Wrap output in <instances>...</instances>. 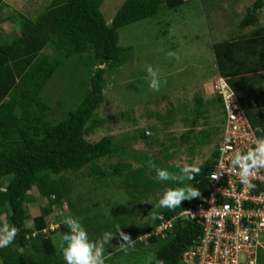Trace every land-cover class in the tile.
Returning a JSON list of instances; mask_svg holds the SVG:
<instances>
[{"label": "trees", "instance_id": "16d2710c", "mask_svg": "<svg viewBox=\"0 0 264 264\" xmlns=\"http://www.w3.org/2000/svg\"><path fill=\"white\" fill-rule=\"evenodd\" d=\"M184 1L124 0L107 23L100 10L103 0H50L35 18L0 0V23L10 21L18 27L17 33L9 39H3L0 33V188L7 189L0 191V217L4 216L10 228L20 230L8 247L0 248V264H66L61 243L62 236L69 229L63 221L75 217L62 209L70 190L65 173L89 167L90 175L96 179L107 175L123 176L129 188L140 186L143 178L153 180L156 177L154 171L147 172L148 168L154 169L151 163L132 158L140 164L134 170L128 161L118 158V151L123 146L117 147L111 136L104 135L96 141H89L86 136L105 121L94 114L104 101L109 76L132 57V46L118 44V30L154 17L162 8H172ZM263 6L264 0H253L240 19L239 27L255 26ZM9 7L11 9L6 10ZM212 52L216 74L226 78L254 132L261 137L264 133L256 129L264 128V24L213 43ZM74 55L93 70L84 82L86 88L77 105L64 109L63 104L65 114L53 119L48 116L50 105L42 97V91L62 61ZM216 97L221 103L217 94ZM198 101L197 98L196 116L202 112L201 101ZM196 120L197 117L193 119L194 125ZM189 133H183L181 140H188ZM140 134L146 136L145 130ZM171 156L166 153L163 158L168 160ZM111 157L116 161L109 164L108 170L97 163ZM215 157L216 148L197 165L201 170L199 175L195 180H185V186L184 181L162 182L169 188L190 186L202 195ZM162 162L156 163V169H165L174 176L181 174L182 166L177 168L176 164ZM171 165L174 169L170 168ZM129 177L133 182L128 181ZM31 190L35 195L29 193ZM37 197L46 202L39 207V213L31 218L32 225L28 226L25 223L29 218L26 206ZM199 198L184 200L175 210L156 209L153 222L146 224L142 232L145 234L158 224V215L165 218L176 216L186 207L193 206ZM69 207L73 208L72 203ZM56 208L61 209L62 214L56 215L57 226L51 229L46 217ZM85 210L87 213L88 209ZM75 219L86 231L90 227L98 234L110 232L109 222L96 226L98 219L95 216ZM122 223L120 228L123 229L126 222L123 220ZM3 224L0 222V226ZM131 231L132 236H129L135 241L134 247L129 248L127 254L116 250L114 264H120L116 260L120 257H127L126 264H160L161 261L163 264H184L181 253L201 234L199 225L186 218L173 220L164 238L152 235L144 241L137 238L138 233ZM152 245L156 247L152 248ZM152 249V258L144 262L141 255ZM108 250L113 249L107 244L104 254ZM258 262L264 264V254H259Z\"/></svg>", "mask_w": 264, "mask_h": 264}, {"label": "rangeland", "instance_id": "374dc122", "mask_svg": "<svg viewBox=\"0 0 264 264\" xmlns=\"http://www.w3.org/2000/svg\"><path fill=\"white\" fill-rule=\"evenodd\" d=\"M5 1L9 6L35 18L50 0ZM123 1L103 0L100 10L107 23ZM252 1L186 0L175 7L162 8L154 17L121 27L118 30V44L122 47L132 46V57L109 76L104 101L94 114L105 121L95 127L86 138L89 141H96L104 135L111 136L117 147L123 146L118 151V158L123 160L134 158L142 163L149 162L154 169L148 168V173L151 171L156 173V163H163L162 160L166 164L178 165H174L177 168L185 164L197 166L206 160L215 149L222 132L221 106L217 103L210 106L209 92L204 98L201 94V88L208 86L210 92L214 93L212 84L217 74L212 44L246 33L257 25H263L260 22L246 28L238 25ZM225 4L228 6L224 7ZM260 16H264V6ZM170 29H174L171 36ZM17 31L15 23L10 21L0 23L3 39H9ZM169 52L177 53L179 60L170 57ZM149 65L158 71L161 82L159 91L150 87V77L146 71ZM92 70L80 62L78 55L62 61L42 91V97L50 105L49 117L53 119L63 117L65 114L63 104L64 109H71L77 105L86 88L84 82L88 80ZM195 94L198 100L202 99L201 109L208 108L207 117L205 116L206 120L197 118L198 126L193 134L189 135L188 140L180 141L179 136L183 131L181 126L192 125L191 110L196 107L192 98ZM181 101L184 102L183 105L180 104ZM169 109L172 113L168 111ZM186 110L191 114L190 119L187 117L189 114L184 115ZM148 114L151 116L148 117ZM166 123L173 125L164 129ZM200 127H203L204 132L200 131ZM145 129L149 133L142 136L140 132ZM166 153L172 155L169 160L163 158ZM134 159L130 162V167L135 170L140 164L133 162ZM115 161L116 158L111 157L98 160L97 163L108 170L109 164ZM170 168L174 169L172 165ZM171 171L174 172L172 169ZM65 177L68 179L70 190L65 196L67 200L62 203L64 213L69 211L79 219L95 216L96 220L98 219L96 226L102 222H109L110 232L113 233L116 232L117 225L122 227L124 220L126 224L122 231L132 236L133 230L139 234L136 237L142 238L141 240H144L142 232L144 226L153 222L158 209L155 208V204L160 195L169 189V185L156 178L153 180L143 178V183L137 188L126 186L123 176L107 175L96 179L90 175L89 167L74 173L67 172ZM128 181L133 182V179L129 177ZM183 185L185 186V180ZM29 193L35 195L33 190ZM45 202V199L37 197L33 203L26 206L29 214L26 225H32L31 218L39 213V207ZM69 203H72V209H69ZM85 208L88 209L87 213ZM59 214H62V210L56 208L46 217L48 227L57 224L55 218ZM0 222L2 224L5 222L4 216L0 217ZM87 233L89 240L93 242L101 239L103 235L92 231L90 227ZM121 242L117 233L108 244L109 248L117 249ZM154 247L156 246L152 245V248ZM153 253L154 249L147 250L141 255V259L146 262L152 258ZM126 258H118L119 263L126 264L128 262Z\"/></svg>", "mask_w": 264, "mask_h": 264}, {"label": "built area", "instance_id": "2783aa9c", "mask_svg": "<svg viewBox=\"0 0 264 264\" xmlns=\"http://www.w3.org/2000/svg\"><path fill=\"white\" fill-rule=\"evenodd\" d=\"M212 87L221 99L224 114L206 191L176 216L158 215L160 221L144 234V239L152 235L164 238L173 220L186 218L199 225L201 234L181 253L182 263L259 264V254H264L260 246L264 245V169L250 178L254 187L248 188L241 183L238 170L231 169L229 160L236 151L253 148L259 136L226 78L215 76Z\"/></svg>", "mask_w": 264, "mask_h": 264}, {"label": "clouds", "instance_id": "9594fccd", "mask_svg": "<svg viewBox=\"0 0 264 264\" xmlns=\"http://www.w3.org/2000/svg\"><path fill=\"white\" fill-rule=\"evenodd\" d=\"M227 6V4L224 5V7ZM259 22L264 24V16H259ZM173 34L174 29H170L169 35L171 36ZM168 55L179 60V55L175 52H169ZM146 71L150 77V87L155 91H159L161 82L158 71L150 65ZM227 99L228 97L225 96L226 101ZM256 131L264 133V128L257 127ZM254 145L253 148H249L246 152L236 151L229 158L231 169L233 171L238 170L241 183L248 188L254 187L250 178L254 177L260 169H264V135L255 139ZM200 171V168L195 165L185 164L181 168V174L174 176L167 170L158 168L156 169L155 178L159 181H192L195 180ZM6 190V188H0V191ZM200 196L201 193L199 190L190 186L169 188L160 195L158 202L155 204V208L175 210L181 206L182 201L192 200ZM63 222L69 229V232L62 236L61 243V252L66 264H105V245L109 244L116 237L117 233L122 240L117 248L118 251H123L127 254L129 248L134 247L135 244V241L128 234L124 233L119 225L116 226L115 233L105 232L101 239L93 242L89 240L86 229L77 219L67 217ZM19 231L16 227L10 228L6 223L0 226V248L8 247L15 240ZM260 246L264 247V245ZM160 264H163V261Z\"/></svg>", "mask_w": 264, "mask_h": 264}, {"label": "crops", "instance_id": "0c3cea01", "mask_svg": "<svg viewBox=\"0 0 264 264\" xmlns=\"http://www.w3.org/2000/svg\"><path fill=\"white\" fill-rule=\"evenodd\" d=\"M10 7H12V6H10ZM8 9V8H7ZM201 94H202V96H203V98H204V96L209 92L210 94H211V99L210 100H208V102L210 103V106H213L215 103H217L219 106H221V117H220V121H221V126H222V121H223V109H222V105H221V103L219 102V101H217L216 99H217V97H216V93L214 92V93H211L210 92V87L208 86V88H201ZM206 92V93H205ZM205 93V94H204ZM198 98V97H197ZM197 98H196V94H195V96L192 98L193 100H194V105H195V102H196V100H197ZM199 101H202V99H199ZM198 101V102H199ZM180 104H184V102H180ZM207 110H208V108H204V109H202V111L203 112H201L200 113V115L199 116H196L195 115V113H196V111H195V108L193 107L192 108V110H191V112H192V116H191V121H192V125L190 126V125H188V124H181L182 126H181V129L183 130L182 132H181V134H180V136H179V139H180V141H182L181 140V136L183 135V133H185V132H187V131H190V133H189V135H191V134H193V131H195V129H196V127L198 126L197 125V120H196V123H195V125L193 124V119L195 118V117H197V118H205V120H206V112H207ZM168 111H170L171 112V109H169ZM189 111H187L186 110V112L184 113V115H187V114H189L188 113ZM172 113V112H171ZM191 114H189L187 117L189 118V116H190ZM151 115H149L148 114V117H150ZM206 116V117H205ZM190 119V118H189ZM157 121V120H156ZM190 122V121H189ZM158 125V124H157ZM171 125H173V123H166V126L164 125V129L165 128H168V127H171ZM180 125V124H179ZM159 126V125H158ZM203 127H200V131H202L203 129H202ZM192 130V131H191ZM145 133H147L148 134V130L147 129H145ZM197 134H198V132H197ZM150 135V134H149ZM219 140V139H218ZM133 160V159H132ZM132 160H130V159H126V161H128L129 163L130 162H132ZM169 160V159H168ZM133 162H136V161H133ZM5 223V222H4ZM57 226V224H55L54 225V227H51V229H54L55 227ZM116 250L117 249H113V250H108V252L106 251V253L104 254V257H105V264H114L116 261H115V258H113V257H115V252H116ZM120 259V258H119ZM119 259H116V260H118L119 261ZM114 261V262H113Z\"/></svg>", "mask_w": 264, "mask_h": 264}]
</instances>
